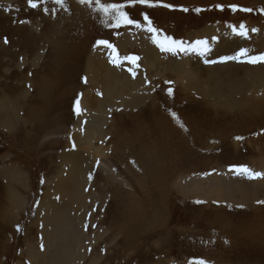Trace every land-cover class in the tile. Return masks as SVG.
Returning a JSON list of instances; mask_svg holds the SVG:
<instances>
[{"label": "rangeland", "instance_id": "1", "mask_svg": "<svg viewBox=\"0 0 264 264\" xmlns=\"http://www.w3.org/2000/svg\"><path fill=\"white\" fill-rule=\"evenodd\" d=\"M100 3L125 5L140 27L116 26V13L106 16L95 0H39L36 8L0 0V99L13 101L21 122L0 124V264H48L59 235L67 241L55 223L73 185L64 156L83 162L85 204L69 207L70 219L95 236L67 264H264V96L257 112L216 107L167 70L171 62L203 71L225 62L203 48L239 35L241 25L250 39L264 38V0ZM165 38L179 46L162 51L157 41L172 46ZM258 50L254 57L264 56ZM103 69L126 89L112 82L105 94ZM95 118L101 125L90 131ZM214 176L205 198L199 188Z\"/></svg>", "mask_w": 264, "mask_h": 264}, {"label": "bare ground", "instance_id": "2", "mask_svg": "<svg viewBox=\"0 0 264 264\" xmlns=\"http://www.w3.org/2000/svg\"><path fill=\"white\" fill-rule=\"evenodd\" d=\"M246 33H245V35H241V34L235 35V36L229 35V36H227V38L220 37L217 41H215V43H213L214 44L213 46H215L214 49L203 48V52H207V53H209L210 56L216 57L218 59V60L216 59L218 63L220 61H223V60L225 61V62L220 63V64L211 63L213 65L209 66L206 71H203L204 67L202 68L200 64H197L196 68L193 67L195 69V70H193L190 67H189L190 69L189 68L185 69L187 67V64L186 65H180V64H178V62H171L169 67L167 68V70L170 73H173L175 75L181 74L183 76V78L185 79V81L187 82V85L185 87L188 89H191V90L196 89L197 92L200 93L199 95L203 96L204 101H206V103H208L209 105H213L216 107H223L224 109H231V108H237V109L240 108L241 109V108L248 107V109H250V111L257 112L259 110L258 109L259 106L257 104V99L261 95L264 96V61L257 60L256 62H249V60L251 58H253L255 55H261L263 53L261 50L259 51L258 48H260L261 46H264V38H262L261 36H257V37L253 36V38L251 37L252 39H250ZM142 45H143L142 55L146 59L145 62H148V61H150V56L152 53L148 49V44L146 43V41H143ZM242 51L246 52V55L241 56V57H243V58H241V59H243L242 61H240V59L238 60V58L237 59H225L226 57L227 58L239 57V55ZM102 71L104 74V80H102V81H104L106 83L105 84L106 87L104 86V88L106 89L105 94L109 95L110 84H112V82H115V83L118 82V78H117L118 75L113 73L115 75L114 76L112 74V72L109 74H107V72L104 73L105 69H103ZM110 74H112V75H110ZM120 81L121 80H119V82H118L119 84H120ZM118 83H117V86L119 85ZM46 84L47 83L43 82L41 87H43ZM121 84L124 85L122 82H121ZM121 84H120V86H121ZM111 86H114V85H111ZM121 88H122V86H121ZM123 89L125 90L126 88L123 86L122 90ZM201 94H204V95H201ZM39 95H41V94H39ZM146 96H148V95H146ZM108 106L109 105H107V101L106 102L103 100L101 101V107L102 108H106ZM14 109H15L14 103L9 102L8 105L6 104L5 106H3V100L0 99V118L3 117L7 112H9L11 114V118H9L8 120L0 119L1 126L3 125V122H6L7 125L12 126L13 123L18 119V117L16 115L17 111H15ZM99 117L101 118L102 115H100ZM91 121L92 122H90L88 124L90 131H92L91 129H93V128L95 130V129H98L100 127L101 119L95 118L94 120H91ZM64 160L67 162H70L72 165L73 170H72V174L70 173V175L73 177V185H72L71 189L68 191V199H66L67 200L66 205L64 203L60 207V210H59L60 212L58 211L59 214H57V215H59V218L56 220L55 223L58 224V231L64 230L67 232V239H66L67 241L65 243H61V237L59 235V238H60L59 242L56 243L57 249H59V250H56L51 255L48 264H67L66 261L73 258L71 255L75 256L76 250L79 251L83 248V243L85 241H88V240L93 241L95 239V236H93L92 239L91 238L87 239L88 236L77 231L76 228L81 226L80 222L78 221L79 219L77 220L75 217L74 219L71 220L70 219V216H72V215H70L71 211H69V212L67 211V210H69L68 208L73 207L72 205H74V204L78 205V207L81 206L82 204H85L84 202H85L86 197H85V199H84V197L82 198L81 190L78 187V181H82L79 177L81 175V167H82L80 165H82L83 162L81 163L80 158H78L76 156H69L67 159L64 156ZM85 171H87V170H85ZM82 178H83V176H82ZM216 180H217V178L215 176L209 177L207 182L205 180V184L209 183L210 185L209 186L207 185L206 187H204L205 189L199 188V189H201L199 194L204 195L203 197H205V198H210L211 195H209V194H210L211 190L213 189L212 184L215 183L214 181H216ZM210 182H212V183H210ZM57 185H59V184H57ZM198 186H199V184H193L192 185V187L195 189ZM251 186H253V187L250 188L249 185H247V188L251 189V190L258 189V188L254 187L255 184H252ZM235 187L238 190L243 188L242 186H238V185ZM82 189H84V188H82ZM218 189L221 190V188H218ZM61 191H62V194H64V195L67 194V192H64L63 189H61ZM197 191L199 192V190H197ZM233 192L232 193L229 192L230 193L229 195L233 194ZM213 194H214V192H213ZM198 197H200V196L198 195ZM77 199L79 200L78 202H77ZM221 200L225 201V202H233L234 201L231 198H226V197H221ZM20 202H22V201L13 198V203H14L15 208L19 207L18 205ZM66 206H67V208L64 209L63 207H66ZM38 211L41 212V210H38ZM73 214H74V212H73ZM76 214L77 213H75V215ZM55 219H53L52 221H55ZM63 225H64V227H63ZM68 225H69V228H67ZM56 228H55V230H56ZM51 234H53V233H51ZM49 235H50V233H49ZM96 235L98 237V234H96ZM55 239L56 238H54V240ZM79 245H80V249L78 250ZM34 255H36V254H34ZM29 259L31 260V264H41V260H42V258H39L38 261L36 262V260L34 258L31 259L29 257Z\"/></svg>", "mask_w": 264, "mask_h": 264}, {"label": "snow or ice", "instance_id": "3", "mask_svg": "<svg viewBox=\"0 0 264 264\" xmlns=\"http://www.w3.org/2000/svg\"><path fill=\"white\" fill-rule=\"evenodd\" d=\"M55 3L58 4H63V0H54ZM81 3H88L91 4L93 2V0H80ZM139 3L141 4H147L148 0H138ZM96 6L98 8L99 11H102L106 16L109 15L110 13H116L115 19H116V26H120L121 24H128V25H135L136 27H140V24L129 19L127 14L122 12L121 9L123 7H125V5L122 4H101L100 0H95ZM28 5L31 8H36L39 5V0H28ZM185 11H187V9H184ZM233 10H235V6H233ZM244 11H251L250 9H244ZM144 19L148 22L149 26L151 25V21L148 20V17L145 16ZM241 27V35H245L244 31H243V25L240 26ZM149 31L155 33L156 29H153L151 27H149L148 29ZM166 42H169L172 46H168L166 47V43L165 42H159L158 46L161 48L162 51H173L174 47H178L179 45L176 44V42L174 41H169V38H165ZM5 43H7V39H5ZM99 43H106L104 41H100ZM197 45H201V44H205V41H197L196 42ZM109 47H111V45H108ZM240 55H246V52H241ZM238 57H231V58H225V59H237ZM130 61H135L137 58L136 57H129L128 58ZM257 60H261L264 61V56H260V57H253L249 60V62H256ZM77 113H79V101H77ZM237 139H241L240 137H237ZM240 171L244 172V173H248L250 175H256L259 176L260 173H249V170L247 168L241 169ZM19 230V229H18ZM202 264V262H201Z\"/></svg>", "mask_w": 264, "mask_h": 264}, {"label": "crops", "instance_id": "4", "mask_svg": "<svg viewBox=\"0 0 264 264\" xmlns=\"http://www.w3.org/2000/svg\"><path fill=\"white\" fill-rule=\"evenodd\" d=\"M0 42H1V41H0ZM1 45H2V42H1ZM2 47H3V46H2ZM17 64H18V63H17ZM24 64H25V63H24ZM19 66H21V64H19L18 66L16 65V69H18ZM7 70H8V68L5 70V72H6ZM5 72H4V73H5ZM23 91H24V90H23ZM23 91H21V92H23ZM21 92H20V94H21ZM24 92H25V91H24ZM2 100H3V106H5L8 102H10V103L12 102V103H13V101L8 100V98H5V96L2 97ZM4 103H5V104H4ZM18 125H21V122H20L19 119H18V121H17V124H16L15 128L18 127ZM15 128H14V129H15ZM20 128H21V127H20ZM14 129H13V130H14ZM14 134H15V131H14ZM13 136H14V135H13ZM15 136L17 137V134H15ZM23 150H24V149H23ZM23 150H22V151H23ZM26 164H27V163H25V162L22 163V165H23L24 167H25ZM15 169L19 171V169H21V168H15ZM27 169H30V168L27 167ZM18 171H16L17 179H19V180H17V181H18V183H20L21 180H22V178H24V176L21 175V174H19ZM18 175H20L21 178H19ZM19 181H20V182H19Z\"/></svg>", "mask_w": 264, "mask_h": 264}]
</instances>
